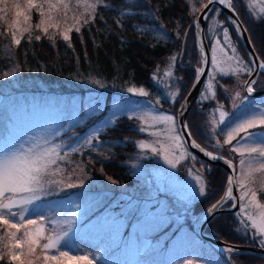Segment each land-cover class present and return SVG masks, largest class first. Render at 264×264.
Returning a JSON list of instances; mask_svg holds the SVG:
<instances>
[{"label":"snow or ice","instance_id":"obj_1","mask_svg":"<svg viewBox=\"0 0 264 264\" xmlns=\"http://www.w3.org/2000/svg\"><path fill=\"white\" fill-rule=\"evenodd\" d=\"M200 5L199 9L193 5L191 11H208L202 12L188 26L196 30L200 66L194 69L190 89L176 111H160L163 108L160 96L150 99L148 103L151 106L139 113L126 110L119 104L115 108L137 122L139 132L147 133L152 138L137 142L141 153L147 155L150 151L171 169L185 166L187 175L194 181L193 197H205L209 182L204 176L205 166L201 164L199 169L194 167L198 158L189 148L196 149L211 161H223L230 169L223 195L207 207L205 213L213 217L229 201L233 209L239 205L235 217L240 226L235 231H242L256 246L264 249V102L256 103L252 99L257 90L256 77L264 73V59L256 53H249L247 61L242 59L229 28L224 26V21L215 18L211 26L214 43L206 52L201 19L207 22L210 15L218 18L221 10L215 5H221L233 14L226 20L237 37L243 36L248 29L240 22L233 0H207L206 3L200 0ZM210 5L213 7L210 8ZM101 7L107 8L109 5L105 0H0V39L9 41L10 48L14 46L18 49L22 41L31 44L34 40L47 38L54 44L59 37L71 47L70 34L73 30L81 34L82 28L94 24ZM260 11L264 12V7ZM33 13L37 16L35 23ZM100 18H103L102 15ZM115 23L123 27L121 19ZM217 27L222 28L220 34H216ZM187 35V29L183 38L177 32V38L182 42H186ZM177 59L178 55L175 54L169 58L162 76L159 67L152 75L158 86L174 89L166 93L168 103L174 107L180 95L176 81L183 79L174 76ZM18 70L19 65H13L12 70L0 73V77H14ZM242 74L248 77L242 81L246 94L235 91L229 95L230 109H226L217 100L216 87L219 85L226 94L228 89L219 83L217 77L234 76L239 79ZM165 77L168 79L165 80ZM202 79L205 83L201 85ZM92 82L104 86L99 79ZM197 85L202 88L197 97L201 111H204L205 102H216L215 107L208 110L207 121L208 139L217 150L215 152L198 143L188 122L182 119L188 112V98ZM126 91L144 98L150 96L144 86H128ZM117 120L118 112L114 111L110 119L74 147L63 141L57 143L59 132H53L50 136H33L17 144L0 145V261H5V264H98V254L80 248L75 239L80 205L76 204V211L68 213L48 198L66 189L85 186L87 172L83 164L69 159L71 155L79 154L81 150H91L110 158V154H103L97 144L103 143L101 134L109 126H114ZM223 152L234 155L225 156ZM186 161L192 167H188ZM207 171H211L210 166ZM108 179L117 183L111 177ZM234 188L238 194H234ZM238 252L237 247L225 242L222 255L226 264H234L231 257ZM181 264L199 262L184 260Z\"/></svg>","mask_w":264,"mask_h":264},{"label":"trees","instance_id":"obj_2","mask_svg":"<svg viewBox=\"0 0 264 264\" xmlns=\"http://www.w3.org/2000/svg\"><path fill=\"white\" fill-rule=\"evenodd\" d=\"M105 2L109 7H101L98 10V18L94 24L82 28L81 34H77L73 30L70 34L71 47L59 37L56 38L54 44L47 38H42L40 41L34 40L31 44L22 41L18 49L14 46L10 48L9 41L0 39V73L12 70L13 65H19L20 68L14 77L8 79L0 77V115L10 113L11 107L15 110L21 108L25 102L34 105L32 109H27V112L24 113V116L28 117L26 120L28 124L33 122L36 116L40 120H44V116L51 119L64 112L67 113L66 110L72 111L80 117H85L83 124L69 127L62 134L66 136L68 145L74 147L83 142L86 136L81 135L97 125L100 122V114L101 116L104 115L109 109L107 103L99 115H85L83 109L78 110L77 108L78 103L84 104L87 94L102 95L107 91L108 100L112 93H118L121 99L129 100L122 89L129 84L142 85L154 98L156 96L161 97L163 110L176 111V107L192 84L194 66L199 64L194 30L188 27L196 14L192 13L191 9L193 5H196L197 0H105ZM248 2L253 3V0H248ZM233 3L239 9L240 15L245 16L251 41L259 56L264 59V12L260 11L264 7V1L258 6L259 8L251 7L250 12H246L244 7L242 9L236 0H233ZM100 15L103 18H100ZM156 18L164 26V35L161 34L160 25L156 22ZM214 18L218 21H224L225 25L228 24L223 14L220 13L218 18L210 15L206 25L207 35ZM117 19L122 20V28L115 23ZM36 20L37 16L33 13V23ZM229 25L227 26L232 32L233 29ZM186 29L188 30L186 42H182V39L177 38V32L183 38ZM232 33L237 46L239 44L243 58L247 61L241 44L236 39L235 32ZM180 53H182V57L178 63ZM174 54L178 55L174 76L183 78L176 81L180 88V95L175 107L169 104L166 98V93L174 89L164 86L158 87L152 79L153 68L158 64H164ZM9 57L10 59H8ZM158 61L161 63H157ZM242 75L243 77L246 76V74ZM261 77L264 84V75ZM235 78L228 76L217 79L220 84L228 86L235 84ZM95 79H99L104 86L93 83L92 81ZM216 94L217 100L223 103L226 109H230L228 98L230 93L226 94L224 89L217 85ZM74 101L76 103L72 106L71 103ZM68 103L69 107L67 106ZM215 103V101L205 102L204 111H201L196 98L187 114V122L195 140L206 149L214 152L217 150L212 147V141L208 139L209 125L207 121L209 119L208 110L214 108ZM30 110H32L31 113H29ZM29 127L33 126H21V129L24 132ZM40 129L45 130L47 128ZM16 134L17 136L12 137H19V133ZM31 135L27 134L28 139L31 138ZM145 136L147 137L146 133L138 131L137 122L128 119L127 116L120 117L114 126H109L101 134L100 139L103 143L97 144L103 154H110V158H105V155L95 151L81 150V153L73 154L69 159L78 164H83L87 175L96 182L111 177L120 185L139 189L143 173L139 172V175H136L135 171L129 168L135 165L144 168L145 173L148 172L149 174L148 163L142 162L137 150V140ZM81 137L83 138L81 139ZM222 154L225 156L234 155L228 152ZM134 159L136 161L133 163ZM202 163L205 166L204 176L209 182L206 186L207 195L205 197H193L192 202L188 204L190 205L189 210L197 217L219 199L227 178L226 171L221 167ZM208 166L211 167L210 172L207 171ZM101 169L103 170L101 171ZM115 193L126 194L124 191H116ZM180 211L183 217L187 216L181 221L182 223L177 224L171 221L169 226H163L164 229L159 235V237L165 235L161 247H164L166 251L170 249L168 248L170 246L169 238L171 231H173L171 225L178 226L177 232L187 235L189 240L196 245L198 249L196 259L205 258L210 263L221 261V263L226 264L223 256L208 242L194 234L193 220L190 215ZM138 212L133 215L134 219L135 216H139L137 215ZM140 221L137 224L144 229V232L137 234L136 238L140 239L144 235L153 236L151 230H147L146 225ZM236 227H238V223L234 213H224L215 217L207 225L206 232L230 243L256 245L242 231H235ZM85 242L84 239L79 242L80 248L84 246ZM182 250H184L182 252L184 254L191 252L188 248H182ZM231 259L234 264H264V257L249 253H236ZM0 264H5V261H0ZM167 264L181 263H172V259H169Z\"/></svg>","mask_w":264,"mask_h":264},{"label":"rangeland","instance_id":"obj_3","mask_svg":"<svg viewBox=\"0 0 264 264\" xmlns=\"http://www.w3.org/2000/svg\"><path fill=\"white\" fill-rule=\"evenodd\" d=\"M205 1L206 0H204V2ZM243 1L236 0V2L241 5L242 9L243 7L245 8L244 10H246V12H250L251 7H254V9L259 8L258 6L262 4V0H253V3L248 2V0ZM195 7L198 9L201 7L200 0H197ZM240 16L247 25V21L244 19L245 16L243 17L242 14ZM156 20L158 25H160L161 34L164 35V26L162 22L158 18H156ZM247 28L249 29L248 26ZM221 31L222 29L220 27L216 28V34H220ZM207 40L210 45L214 43L211 29L208 31ZM238 49L239 48H237V52L240 57L244 59ZM217 55H219V53H217ZM157 63L161 62L158 61ZM168 64L169 60L162 65H156L152 70V75L159 67L160 75L162 76ZM164 79L167 78L165 77ZM258 83L263 86L262 77H259ZM128 86L136 85L129 84L122 89L125 96L129 97V100L121 99L118 93H112L108 100V93L106 91L102 93V95L87 94L88 96L84 99V104L81 105L78 103L77 109H83L85 115H99L105 104L107 105L108 103L109 106V109L104 115L101 116L100 114V122L93 128L86 130V132L83 133L84 135L81 136H88L96 128L100 127L102 123L112 117L114 111L118 112V118L126 117L127 115L120 113L119 110L115 108V105H123L126 110L132 109L138 113L141 110H147L151 106L148 101L154 99L152 94H150L148 98L140 97L127 92L126 88ZM232 86L237 88L235 91L240 90L242 93L241 87L238 88L239 82L237 78H235V84L228 85L227 89ZM158 87H163V85H159ZM260 102H264V98L258 100L256 103ZM28 103H23L21 108L16 110L11 107L10 113L0 115V145L4 143L17 144L23 140H28L29 136H27V134H32L31 137H41L50 136L53 132H59V135L56 137L57 143L63 141L68 144L65 138L66 136L62 134L69 127L83 124L85 119V117H80L76 113L66 110L67 113L64 112L51 119L44 116V120H40L38 116H36L34 121L28 124V121H26L28 117H25L24 113L27 112V109H32L34 107L33 104ZM75 103L74 101L71 105L73 106ZM67 106L69 107V103ZM160 111L165 110L162 109ZM31 112L32 110H30L29 113ZM23 116L24 118H22ZM149 123H151V121H149ZM21 126L33 127L26 128L23 132ZM39 127H46L47 129L42 130ZM15 132L19 133V137H12L17 136ZM82 138L83 137H81V139ZM141 139L150 140L152 138L147 134V137L145 136ZM141 139H138L137 142ZM137 150L138 155L142 158V162L148 163L149 170V174L148 172L145 173L146 170L144 168L136 167L134 164V166L129 168L135 171L136 175H139V172L143 173L141 175L142 178L139 189L112 183L109 179L96 182L87 175L84 187L66 189L48 198L49 201L68 213L76 211V204L80 205L75 237L76 242L79 244V242L84 239L86 242L84 246H82V249L97 253L99 257L98 264H167L169 259H172V263L193 260L194 262L198 261L199 264H223L221 261L210 263L205 260V258L202 260L196 259L195 256L198 254L196 245L189 240L187 235L177 232L178 226L171 225V230L173 231H171V236L169 238L170 246L168 248L170 249L166 251L164 247H161L165 235L161 237H159V235H161L164 225L169 226L171 221L177 224L182 223L181 221L184 220L187 215L183 217L180 210L186 212L188 215L194 216V214L189 211L190 205H188L193 200L192 193L194 190V181L187 175L184 165H181L179 169H172L170 171L171 168H169L160 157L152 155L150 151L147 155H144L141 153L139 147H137ZM135 161L136 159L132 162L134 163ZM185 164L188 167H192L187 161ZM194 167L196 169L200 168L197 164H195ZM116 191H124L126 194H117L115 193ZM238 211L239 208L234 212V216ZM97 212L98 214L96 215ZM136 212H138L137 215L139 216H135L134 219L133 215ZM235 219L237 220L238 226H240L239 220L236 217ZM137 220H142L140 222L146 225L147 230H151L153 236L144 235L145 237L142 236L140 239L136 238L137 234L144 232V229L137 224L139 222ZM154 236L156 237L154 238ZM127 238L129 240H126ZM182 248H188L191 252L184 254L182 253L184 251Z\"/></svg>","mask_w":264,"mask_h":264},{"label":"water","instance_id":"obj_4","mask_svg":"<svg viewBox=\"0 0 264 264\" xmlns=\"http://www.w3.org/2000/svg\"><path fill=\"white\" fill-rule=\"evenodd\" d=\"M215 6L219 7L222 10V12L226 16V18L228 16H230V15H233L228 9L224 8L223 6H221V5H215ZM209 7L211 8L213 6L210 5ZM207 11H208V9H203L202 10V12H207ZM202 12L199 11L198 14L195 16L194 19H196L197 16H201L202 15ZM239 20L243 24V22L241 21L240 18H239ZM205 24H206V21H204L203 19H201V27L203 29L202 39H203V42H204V45H205V50L207 52L208 49H209V46H208L207 40L205 38V29H204L205 28ZM243 26H244V24H243ZM194 37L196 39V30L195 29H194ZM238 38H239V41H240V43L242 45V48L245 51V54L247 55L248 59H249V53H256L257 54L256 50L254 49V47L252 45L251 40L249 39L248 33H245L243 36L238 37ZM196 43H197V41H196ZM209 57H210V52H209ZM199 66H200V62H199ZM199 66H194V69L196 67H199ZM206 74H207V69H206ZM203 83H204V80L202 79L201 80V85ZM201 85H197L196 89L194 91H192L191 96L188 98L189 99V108H188V111L191 108V106L193 105V103H194L195 99L197 98L198 94L200 93V91H201ZM262 93H264V90L255 92L253 95H258V94H262ZM182 119L183 120H186V115ZM189 150L191 152H193L195 155H197L199 159L205 161L208 164H212V165L221 167L222 169H224L226 171L227 175L229 174L230 169L228 168V166L226 164L223 163V161H220V160L211 161L207 157H205L202 153H200L199 151H197L196 149L189 148ZM234 194H238V191L235 188H234ZM238 208H239V205L237 206L236 209H233L231 207H224L222 210L216 212L213 217H208L206 215L205 211H204L200 216L195 217V222H194V226H193V229H194L195 233L198 235V237L200 239L208 242L220 255H222V248L224 247V244L227 241H224L222 239H219V238H217L215 236H212V235L208 234L206 232V226L216 216H218V215H220L222 213L234 212ZM227 243L230 244V245H233V246L237 247L239 249V252L238 253H249V254H254V255H259V256L264 257V249H261V248H259L256 245H252V244L245 245V244H237V243H230V242H227Z\"/></svg>","mask_w":264,"mask_h":264},{"label":"flooded vegetation","instance_id":"obj_5","mask_svg":"<svg viewBox=\"0 0 264 264\" xmlns=\"http://www.w3.org/2000/svg\"><path fill=\"white\" fill-rule=\"evenodd\" d=\"M227 25H228V24H227ZM224 26H226L225 23H224ZM221 29H222V28H221ZM233 41H234V40H233ZM259 76H260V75H259ZM217 78H219V76H218Z\"/></svg>","mask_w":264,"mask_h":264}]
</instances>
